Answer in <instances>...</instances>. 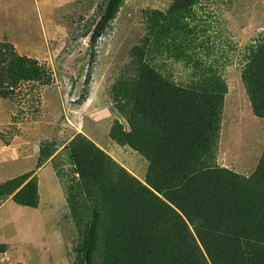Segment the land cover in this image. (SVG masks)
Returning <instances> with one entry per match:
<instances>
[{
    "label": "trees",
    "instance_id": "obj_1",
    "mask_svg": "<svg viewBox=\"0 0 264 264\" xmlns=\"http://www.w3.org/2000/svg\"><path fill=\"white\" fill-rule=\"evenodd\" d=\"M201 1L144 10L145 35L110 89L129 129L117 119L108 137L148 161L145 181L85 135L63 148L73 167L64 188L80 234L76 264H264V150L249 175L217 163L228 83L196 10ZM124 4L109 0L92 47ZM247 50L241 77L254 115L264 119V35ZM176 63L191 70L187 80L174 79ZM40 67L0 41V96L9 97L6 84L38 80ZM8 196L37 208L36 172L1 184L0 199Z\"/></svg>",
    "mask_w": 264,
    "mask_h": 264
},
{
    "label": "rangeland",
    "instance_id": "obj_2",
    "mask_svg": "<svg viewBox=\"0 0 264 264\" xmlns=\"http://www.w3.org/2000/svg\"><path fill=\"white\" fill-rule=\"evenodd\" d=\"M108 2L0 0V41L12 43L19 55L41 66L38 80L6 84L9 97L0 96V150L9 146L0 151V185L35 171L41 196L37 208L20 206L12 196L0 199V244L6 245L0 264H76L80 234L64 188L73 167L63 148L77 135L94 141L145 181L148 161L108 137L117 119L129 129L110 89L145 35L143 11H167L171 0H125L92 47L90 36ZM196 10L228 83L217 163L249 175L264 150V119L254 115L241 75L247 47L264 35V0H202ZM171 67L176 81L188 79L191 70L182 63ZM42 148L51 156L45 163L50 166L41 170Z\"/></svg>",
    "mask_w": 264,
    "mask_h": 264
},
{
    "label": "crops",
    "instance_id": "obj_3",
    "mask_svg": "<svg viewBox=\"0 0 264 264\" xmlns=\"http://www.w3.org/2000/svg\"><path fill=\"white\" fill-rule=\"evenodd\" d=\"M6 37H9V35L6 36ZM6 37H4V39H5ZM0 40H1V39H0ZM6 149H9V146H7L6 144H5V145H2V147H1L2 152H5ZM1 150H0V151H1ZM49 166H50V165L45 164V167L41 168V170H42V169H45V168H48ZM27 173H28V172H27ZM38 180H39V177H38ZM39 183H40V180H39ZM40 203H41V196H40ZM40 203H39V205H40Z\"/></svg>",
    "mask_w": 264,
    "mask_h": 264
},
{
    "label": "clouds",
    "instance_id": "obj_4",
    "mask_svg": "<svg viewBox=\"0 0 264 264\" xmlns=\"http://www.w3.org/2000/svg\"><path fill=\"white\" fill-rule=\"evenodd\" d=\"M135 175V174H134Z\"/></svg>",
    "mask_w": 264,
    "mask_h": 264
}]
</instances>
